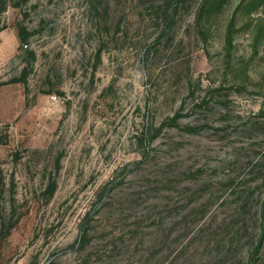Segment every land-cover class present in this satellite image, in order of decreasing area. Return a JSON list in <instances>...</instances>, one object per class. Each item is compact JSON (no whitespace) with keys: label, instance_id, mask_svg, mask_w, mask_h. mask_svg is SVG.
Masks as SVG:
<instances>
[{"label":"rangeland","instance_id":"obj_1","mask_svg":"<svg viewBox=\"0 0 264 264\" xmlns=\"http://www.w3.org/2000/svg\"><path fill=\"white\" fill-rule=\"evenodd\" d=\"M0 264H264V0H0Z\"/></svg>","mask_w":264,"mask_h":264},{"label":"trees","instance_id":"obj_2","mask_svg":"<svg viewBox=\"0 0 264 264\" xmlns=\"http://www.w3.org/2000/svg\"><path fill=\"white\" fill-rule=\"evenodd\" d=\"M23 33V31H20V34ZM89 216H90V212L86 213V215L84 216V222L85 221H88L89 219ZM83 225V223H82ZM88 231H87V228H85L84 226L82 227L81 229V235L79 237V240H78V246L82 247L85 245V242L86 240L88 239Z\"/></svg>","mask_w":264,"mask_h":264},{"label":"built area","instance_id":"obj_3","mask_svg":"<svg viewBox=\"0 0 264 264\" xmlns=\"http://www.w3.org/2000/svg\"><path fill=\"white\" fill-rule=\"evenodd\" d=\"M23 45H24V46H27V43H24Z\"/></svg>","mask_w":264,"mask_h":264}]
</instances>
